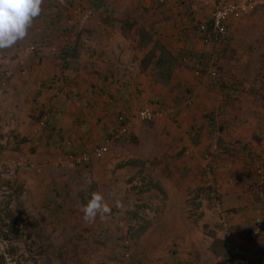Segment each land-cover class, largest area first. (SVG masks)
<instances>
[{
	"label": "rangeland",
	"instance_id": "1",
	"mask_svg": "<svg viewBox=\"0 0 264 264\" xmlns=\"http://www.w3.org/2000/svg\"><path fill=\"white\" fill-rule=\"evenodd\" d=\"M93 1L80 0L81 3L74 4L75 0H55L64 11L62 16L66 21V11L76 7L75 11H80L82 16L87 14L92 18L93 14L85 12L84 4H93ZM134 1L140 0H122L125 6ZM173 1L184 2L190 16L191 7L199 5V0ZM108 2L113 0H98L95 5ZM247 2L250 0H213L211 17L220 3L243 6ZM253 3L256 6L252 10L228 21V41L215 51L213 47H206L201 52L206 57L218 55V81L206 82V77L199 74L204 70L194 68L193 60L180 62L168 50L156 47L164 60L155 69L157 81L172 80L174 71H179L178 77L184 81L191 77L182 74L186 71L194 77V82L204 87L198 91L187 82L180 91L170 87L163 90L162 94L170 93L171 102H175V106L172 102L167 108L161 107L162 111L166 110V118L177 127L181 115L187 117L198 111L197 120L202 119L205 125L203 120L208 123L205 117L212 118L219 112L217 133L211 136L213 145L205 146V152L186 153L191 148L189 144L201 146L197 143L199 134L186 135L185 140L168 132L167 144L166 134L161 137L155 129L157 121L132 119L123 134L117 128L115 117L113 136L97 137L95 148L86 153H94L107 144L109 151L103 158L65 166L60 158L72 154L65 151L71 141L62 140L57 132H53L56 139L47 141L48 127L41 125L49 119L47 112L39 105L31 109L28 102L30 105L22 113L28 116V122L14 117L9 120L0 100V264H172L173 257L201 264L209 253L211 262L224 256L225 240L219 232L224 230V224L233 232L232 219L238 212L225 207L215 172L209 178L205 166L208 157L215 163V171L219 166L235 170L236 165H241L244 179L252 182L247 191L256 206L257 199L251 188L257 181V165L264 158V0H253ZM200 12L199 7L197 15ZM119 15L125 18L126 14ZM34 21L27 36L18 41L21 43L18 48L28 59L39 57L42 47L38 41L47 35L46 29ZM18 63L22 62L17 51L5 54L0 51V96L5 84L1 75L3 67ZM211 95L206 105H200ZM255 103L260 106L255 107ZM28 106L29 114H25ZM57 113L53 116L58 117ZM224 129L236 138L229 140L222 134ZM178 139L186 144L177 147L170 143ZM220 141L224 144L220 145ZM239 171H235L236 175ZM213 191L222 203L221 212L210 201ZM95 192L103 194L111 211L103 218L97 214L94 221H85L82 208ZM258 208L252 209L250 224L254 223ZM241 252L246 255L242 249Z\"/></svg>",
	"mask_w": 264,
	"mask_h": 264
},
{
	"label": "crops",
	"instance_id": "2",
	"mask_svg": "<svg viewBox=\"0 0 264 264\" xmlns=\"http://www.w3.org/2000/svg\"><path fill=\"white\" fill-rule=\"evenodd\" d=\"M151 1L153 0L134 1L128 6H125L126 2L122 0H113V4L108 2L102 6L87 3L84 4L85 12L93 14L92 18L87 14L82 16L80 11H75L76 7L66 11V21L63 19L64 11L59 3L55 0H42L41 14L34 21L35 25H41L47 31V35L38 41L42 47L41 53L37 52L39 57L28 59L18 48L20 42L0 49L2 54L17 51L22 62L3 67L1 75L5 84L0 100L4 105V115L9 120L14 117L13 119L20 118L28 122V116L22 114L25 106L31 104L32 109L33 106L39 105L43 112H47L49 118L46 122L49 135L47 141L54 139L53 132H57L62 140L71 141L65 151L86 154L97 145V137L109 139L113 136L116 118L117 128L119 127L122 133L121 118L131 123V113L135 111L146 108L162 111L164 105V108L170 106L173 102L170 93L162 94L167 87L180 91L187 82H191L193 89L202 91L204 87L194 82V77L186 71L182 74L191 77L184 81L178 77L181 74L179 71L172 73L174 76L170 81H157V71H154L156 62L146 65L145 59L153 49L160 58L161 52L157 50V45L160 48L165 47L180 62L185 54L201 55L206 47H212H204L198 27L211 22L213 0H199L197 6L201 12L195 16H190L188 10L179 3L158 7L156 1ZM76 3L81 2L75 0L74 4ZM119 14H126L125 18L119 17ZM110 15H113L114 19L109 18ZM127 21L131 22L133 27L127 28ZM68 26L71 29L67 28ZM86 29L90 30V33H87ZM16 67L19 69L16 70ZM208 80L210 79L206 77V82H213ZM212 97L206 96L200 105H206ZM172 106H175V102ZM257 106L260 105L255 103V107ZM27 111L25 114H29V106ZM54 112H58V117L53 116ZM162 112L163 115L155 126L161 137L166 134L167 139V133L171 132L186 140V135L199 134L197 143H201V146L196 148L189 144L191 148L187 150L188 154L193 152L197 155L198 151L207 150L205 146L212 147L211 136L214 131L209 117H205L208 123L203 120V125L202 119L197 120L198 111L187 114V117L181 115L178 119L180 127H176L166 118V110ZM222 134L229 140L236 138L226 129L222 130ZM168 141L167 139V144ZM170 143L177 147L186 144L181 143L180 139ZM222 144L223 141H220V145ZM235 171H239L238 175ZM214 172L225 207L238 212L236 218L232 219L235 237L233 246L240 251L242 249L251 264H264V232L257 240H252L254 223L250 224L248 221L252 209L259 206H254L253 196L247 191L252 182L244 179L241 165H236L235 170L219 166ZM202 211L206 212L205 208ZM207 217L210 218V215ZM219 233L225 240L224 231ZM223 243L227 249L226 241ZM226 254L227 251L224 256ZM172 259V264H197L178 257ZM211 259L213 258H210L209 253L208 258L203 259L201 264H216L217 259L215 258L214 262H211Z\"/></svg>",
	"mask_w": 264,
	"mask_h": 264
},
{
	"label": "built area",
	"instance_id": "3",
	"mask_svg": "<svg viewBox=\"0 0 264 264\" xmlns=\"http://www.w3.org/2000/svg\"><path fill=\"white\" fill-rule=\"evenodd\" d=\"M256 6V3H253V0L247 2L243 6L237 3H220L214 9L212 20L213 27L212 29L205 34V41L203 43L206 46H212L214 48L220 47L224 42L228 41L230 30L228 28V21L231 17L236 16L238 14L247 13L252 10ZM193 16L197 15L199 7L197 5H193L191 7ZM201 31H204L208 28L202 26ZM218 55L215 53L213 55V59L210 61L209 66L206 70V77L212 81H218L219 79V69H218ZM163 112L161 110H155L153 108H146L140 111H136L131 115V118L134 120H138L141 122H150L155 123L162 117ZM212 117L217 123V117L219 116V112L213 114ZM122 124V133H125L129 128V123L123 118L120 119ZM42 126H46V122L43 121L41 123ZM264 146V145H263ZM264 150V147H263ZM109 151L108 145H103L100 148L96 149L94 153L91 154H67L60 158V163L62 165H83L90 163L93 159H101L103 158ZM209 158V162L205 166L206 175L211 178L213 172L216 168L215 163L212 161L211 157ZM20 163V162H19ZM22 163H20L21 165ZM257 181L254 186L251 188V191L254 192L259 198V208L256 216L254 217V229H253V240H257L260 235L264 232V158L262 157L261 162L257 165ZM210 201L212 202L215 210L217 212L222 211V203L219 199L218 194L213 191L210 193ZM224 227V237L227 243V254L225 256L218 257L216 260V264H250L249 259L237 248H235L232 244L234 240L233 232L228 228L227 224L223 225Z\"/></svg>",
	"mask_w": 264,
	"mask_h": 264
},
{
	"label": "clouds",
	"instance_id": "4",
	"mask_svg": "<svg viewBox=\"0 0 264 264\" xmlns=\"http://www.w3.org/2000/svg\"><path fill=\"white\" fill-rule=\"evenodd\" d=\"M41 5L42 0H0V49L9 48L27 36L33 21L41 14ZM110 211L99 192L93 193L82 208L85 221H94L97 214L103 218Z\"/></svg>",
	"mask_w": 264,
	"mask_h": 264
},
{
	"label": "trees",
	"instance_id": "5",
	"mask_svg": "<svg viewBox=\"0 0 264 264\" xmlns=\"http://www.w3.org/2000/svg\"><path fill=\"white\" fill-rule=\"evenodd\" d=\"M93 1V0H92ZM98 1V0H97ZM97 1H93L94 3L96 2L97 3ZM169 2H162V1H159V0H157L156 1V4L157 5H159L158 7H162V6H164V5H169V4H178V3H180L181 5H183V6H185L186 4L183 2H179V1H177V2H174L173 0H168ZM95 3V4H96ZM166 3V4H165ZM190 7H191V5H190ZM189 12V11H188ZM190 13V12H189ZM192 16H193V14H192ZM128 25V27L129 28H131V27H133V24H127ZM202 26H205V25H200L199 26V29L202 27ZM206 28H208V29H206V30H204V31H201V29H200V31H201V34H202V40L203 41H205V34L207 33V32H209L211 29H212V27H213V20L211 19V22L207 25V26H205ZM144 32V31H143ZM143 32H141V33H143ZM205 45V44H204ZM158 46V45H157ZM156 46V47H157ZM206 46V45H205ZM214 48V47H213ZM162 49L165 51L166 49H165V47H162ZM217 48H214L213 50L215 51ZM213 51V52H214ZM213 55H214V53L213 54H211L209 57L207 56L206 57V55L205 54H203V55H194V54H185L183 57H181L182 59H185V61H187L188 59H190L191 61L193 60L194 62H193V66H194V68H197V70H206V68H207V65H208V63H210V61L213 59ZM157 54H156V51H155V49H153V51L149 54V56L145 59V64L146 65H149V64H154V62H156V64H155V67H154V71H156L155 69H157V68H160L161 67V65L164 63V60H162L161 58L160 59H157ZM199 68H201V69H199ZM204 71H199V74L200 75H204V77H206V73L204 72ZM168 77H169V75H168ZM209 120H210V123H211V128H212V130L214 131V132H217V129H216V125H215V121H214V119L213 118H209ZM122 124H123V122H121V126H122ZM213 132V133H214ZM73 154V153H72ZM76 155H82V154H76ZM255 184V183H254ZM252 192V191H251ZM254 195H255V197H256V199H257V204H259V202L261 201L260 200V198L254 193V192H252ZM253 229H254V226H253ZM253 229H252V240H253ZM261 236V235H260ZM259 236V237H260ZM255 241V240H254Z\"/></svg>",
	"mask_w": 264,
	"mask_h": 264
}]
</instances>
